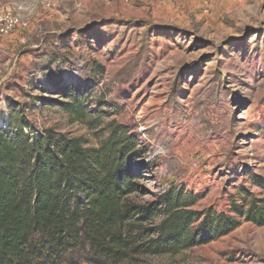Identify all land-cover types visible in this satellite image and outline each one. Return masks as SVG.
Returning <instances> with one entry per match:
<instances>
[{"label": "rangeland", "instance_id": "374dc122", "mask_svg": "<svg viewBox=\"0 0 264 264\" xmlns=\"http://www.w3.org/2000/svg\"><path fill=\"white\" fill-rule=\"evenodd\" d=\"M62 85L146 149L137 201L173 186L198 198L195 210L227 212L242 187L260 193L249 182L264 178V0H0V128L23 108L35 132L98 147L106 132L44 106ZM121 264H264V227Z\"/></svg>", "mask_w": 264, "mask_h": 264}, {"label": "trees", "instance_id": "16d2710c", "mask_svg": "<svg viewBox=\"0 0 264 264\" xmlns=\"http://www.w3.org/2000/svg\"><path fill=\"white\" fill-rule=\"evenodd\" d=\"M80 86V85H79ZM74 85L56 86L46 108L70 124L106 132L96 148L52 127L35 132L22 108L0 128V264H121L135 257H174L217 241L243 222L264 227L259 194L241 188L227 212L195 210L198 198L171 186L142 203L135 166L146 155L128 127L92 108ZM104 126V127H102ZM102 127V128H101Z\"/></svg>", "mask_w": 264, "mask_h": 264}, {"label": "built area", "instance_id": "2783aa9c", "mask_svg": "<svg viewBox=\"0 0 264 264\" xmlns=\"http://www.w3.org/2000/svg\"><path fill=\"white\" fill-rule=\"evenodd\" d=\"M202 1H203V3L207 6L209 0H202Z\"/></svg>", "mask_w": 264, "mask_h": 264}]
</instances>
